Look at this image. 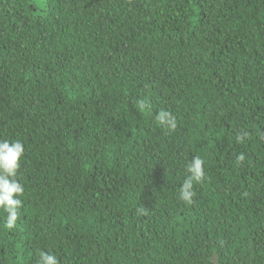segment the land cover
Wrapping results in <instances>:
<instances>
[{"label": "trees", "instance_id": "16d2710c", "mask_svg": "<svg viewBox=\"0 0 264 264\" xmlns=\"http://www.w3.org/2000/svg\"><path fill=\"white\" fill-rule=\"evenodd\" d=\"M0 140V264H264V0H0Z\"/></svg>", "mask_w": 264, "mask_h": 264}, {"label": "clouds", "instance_id": "9594fccd", "mask_svg": "<svg viewBox=\"0 0 264 264\" xmlns=\"http://www.w3.org/2000/svg\"><path fill=\"white\" fill-rule=\"evenodd\" d=\"M141 107H143V101H141ZM156 119L161 125H166L173 130L176 128L175 117L169 112H160ZM242 138L238 136V140ZM24 152L25 148L20 140H0V209L7 213L4 225L7 229L15 227L22 207V200L19 197L23 194L24 187L17 179V173ZM243 159V154L237 157L238 161H243ZM203 163V160L197 156L187 165L190 175L180 187L178 195L181 200L188 203L193 202L192 198L195 195L193 184L201 182L205 175ZM37 256V264H58L57 257L50 251L38 249Z\"/></svg>", "mask_w": 264, "mask_h": 264}]
</instances>
